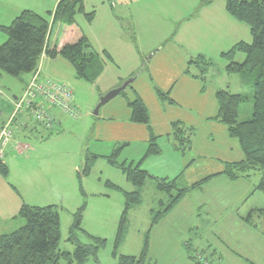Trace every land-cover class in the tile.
Instances as JSON below:
<instances>
[{
  "label": "crops",
  "instance_id": "0c3cea01",
  "mask_svg": "<svg viewBox=\"0 0 264 264\" xmlns=\"http://www.w3.org/2000/svg\"><path fill=\"white\" fill-rule=\"evenodd\" d=\"M58 1L55 0L51 13ZM84 5L86 11L95 12V17L90 23L83 20L80 27L92 49L100 55L103 64V71L95 82L99 91L98 98L123 82L133 79L120 96L99 110L100 115L93 125L92 134L96 143L104 149L107 146L101 142L126 144L117 158L118 164L132 167L140 165V169L152 177L167 181L177 179L178 184L181 178L185 183L179 185L180 188L207 180L200 188L190 193L201 190L212 181L226 178L223 175L225 164L244 160L238 141L230 138L227 128L215 121L219 110L216 93L220 90L230 93L229 86L224 83L225 87H218L211 83L207 78L208 70L200 75V67L192 62L203 58L211 63L208 56L219 55L221 58V54L235 44L248 42L247 26L226 12L223 0H93L92 3L84 0ZM26 10L31 11L23 9ZM51 21L52 16L49 26L53 30L56 25L57 29L54 36L51 31L48 49L55 45L61 30L59 24L52 25ZM103 51L110 55L112 62L107 60ZM150 54L153 56L146 62L145 58ZM62 61L65 60L59 56L51 59L42 54L32 74L21 75L13 81L7 80L0 72V129L11 115L12 101L22 96L35 72H39L43 78L66 85L68 83L63 80L64 77L59 71L69 73L72 69L74 77L77 78L74 69ZM194 68L198 72H193ZM113 72L125 73L121 75ZM24 77H28L25 78L24 88L14 94L12 88H15V82ZM236 88H239V85ZM156 90L165 94L167 99L160 100ZM136 97L141 99L148 111L149 126L161 151L158 156L148 157L142 162L148 148L149 132L146 126L130 122L131 112L127 106V102L134 101ZM50 111L56 120V127L52 131H57L63 125H68L69 121H73L57 110ZM174 123L194 130L192 146L186 156L174 151L171 146L169 139ZM52 131H47L28 120L25 114L15 123L13 141L4 148L1 159L8 168V175H0V230L2 226L18 219L22 204H32L30 202L35 198L34 189H38L35 183L38 177L30 160L37 157L35 153L39 150H36V147L44 140L40 139L42 134ZM130 148L133 149L132 154H129ZM92 154L99 159L110 156V153ZM153 184L156 191L155 182ZM158 194L160 196L154 202V208L159 200L165 198L163 194ZM140 205L130 211V218L128 216L127 233L119 248L121 250L125 247V252H131L128 249L129 239L132 237V217ZM154 208L148 211L149 220L144 225L135 227L139 237L135 241V250L139 252L146 235L149 236V253L160 246L153 230L173 211L167 213L158 224L152 225L151 210ZM252 219L253 215L250 220ZM80 226L87 234L102 238L101 234L88 231L83 221ZM111 227L114 232L113 221ZM66 241L69 242L68 238ZM181 248L180 244V251Z\"/></svg>",
  "mask_w": 264,
  "mask_h": 264
},
{
  "label": "rangeland",
  "instance_id": "374dc122",
  "mask_svg": "<svg viewBox=\"0 0 264 264\" xmlns=\"http://www.w3.org/2000/svg\"><path fill=\"white\" fill-rule=\"evenodd\" d=\"M89 1L92 3L93 0ZM54 3L55 0H0V27L8 26L12 17L19 15L23 9H30L50 21L49 13L53 10ZM76 20L80 25L84 19L77 16ZM56 29L54 25L52 36L55 35ZM246 30V43L249 44L252 39L249 36V28ZM6 39V35L0 31V44ZM209 57L211 67L208 68L207 78L218 87H225L224 83H227L230 93L247 97V101L239 107L238 120L249 119L253 105L251 88L241 87L238 75L225 73L227 62L219 55L208 56V59ZM244 59L245 56L239 53L234 61L242 63ZM62 62L67 64L66 61ZM192 71L198 72L195 68ZM113 73L122 75L125 72ZM59 74L64 77L63 80L74 93L75 102L81 112L78 119H81H73L57 131L42 134L40 139L44 140L36 147V150H39L35 153L37 157L30 160L38 177L35 181L38 189H34L35 198L29 206L57 208L61 217L59 250L67 252L74 249V245L66 241L70 236L72 215L84 207V227L91 233L101 234L102 239L106 240V246L98 252L97 259L90 258L85 264H118L117 259L112 257V252L116 221H119L124 199L120 192L106 186V183L115 184L127 192L133 191V187L126 182L120 170L111 167L104 159H98L94 163L88 176L78 178V174L86 154H111L115 147L122 144L113 141L101 142L107 146L104 149L96 143L92 135L93 125L100 115H92L99 100L97 85L75 78L72 69L69 73L59 71ZM3 76L7 80H17L5 74ZM25 78L28 77L15 82V88H12L14 94L24 88ZM238 85L239 88H236ZM132 153L133 149L129 150V154ZM262 177V171H254L250 173L248 180L240 179L235 183L227 181L226 178L218 179L201 190L186 195L185 199L174 207L169 217L165 221L163 219L161 225L153 230L160 246L149 253L148 264H247L245 260L253 264H264V217L254 214L251 222H246L250 211L264 210V194L255 190ZM180 179L181 186L185 182ZM141 196V205L136 208L132 217V237L129 239L128 249L131 252H125L124 247L118 249V255L138 256L140 253L135 250V241L139 238L135 227L144 225L149 220L148 211L155 207L154 202L160 195L155 191L153 182L148 181L141 191ZM23 225L24 221L18 218L2 226L0 234L13 232ZM75 239L80 243H89V239L81 233H76ZM166 247L172 249L168 250Z\"/></svg>",
  "mask_w": 264,
  "mask_h": 264
},
{
  "label": "trees",
  "instance_id": "16d2710c",
  "mask_svg": "<svg viewBox=\"0 0 264 264\" xmlns=\"http://www.w3.org/2000/svg\"><path fill=\"white\" fill-rule=\"evenodd\" d=\"M223 1L226 12L249 28L252 39L249 44L237 43L221 54V58L227 62L224 70L228 75H238L242 87L251 88L253 93L252 114L245 121H239L238 117L239 107L247 101V97L223 90L216 93L219 110L215 121L223 124L227 128L229 137L238 141L244 156L242 162L225 164L223 175L230 181H237L240 178H249L251 172L262 171L263 177L255 190L264 194V0ZM49 16H52V25L61 26L55 45L49 49L47 43L52 31L50 22L31 11H22L8 26L0 27V31L7 38L0 44V72L13 78L32 74L38 66L40 56L45 52L51 59L57 56L64 59L74 69L79 80L95 83L103 71V64L100 55L92 49L76 20L77 16H82L86 23H90L95 17V12L86 11L84 0H59ZM103 53L107 60L112 62L110 55L105 51ZM239 53L245 56L242 63L234 61ZM192 63L200 67V75L211 67V63L203 58H198ZM155 92L160 100L167 99L159 90ZM127 106L131 112L130 122L146 126L149 132L148 148L141 162L148 157L158 156L161 151L150 129L148 111L144 103L136 97L134 101H128ZM14 125L15 123L12 126L11 142ZM171 127L172 133L169 139L171 146L174 151L184 156L191 149L194 130L180 123H174ZM125 146L126 144H122L115 147L110 156L102 158L111 167L120 170L126 182L133 187V191L127 192L115 184L106 183V186L120 192L124 199L117 223L112 257L117 259L118 264H148L150 261L148 235L144 238L138 256H123L118 255L117 252L127 233L129 213L142 202L141 191L145 183L155 182L156 192L165 196L164 200H159L156 208L151 210V224L156 225L190 191L200 188L207 180L180 188L177 179L167 181L154 178L141 170L140 165L132 167L118 164L117 158ZM98 159L96 156L86 154L78 178L88 176ZM0 175L3 177L8 175V168L1 160ZM83 211L84 207H81L72 215L73 223L69 230L68 241L74 245V249L72 252H67L59 250L61 227L57 208L22 204L17 218L22 219L24 225L13 232L0 235V264H85L90 258L97 259L98 252L106 246V240L91 236L81 228ZM254 214L264 217V210H252L246 221L250 222ZM76 233L84 234L89 239V243L77 241ZM186 246L189 248L188 245ZM245 262L253 264L248 260Z\"/></svg>",
  "mask_w": 264,
  "mask_h": 264
},
{
  "label": "built area",
  "instance_id": "2783aa9c",
  "mask_svg": "<svg viewBox=\"0 0 264 264\" xmlns=\"http://www.w3.org/2000/svg\"><path fill=\"white\" fill-rule=\"evenodd\" d=\"M50 110H57L71 119H78L81 115L75 104L73 91L68 85L43 78L39 72H35L22 96L12 101L11 115L0 130V160L4 148L12 140V126L19 122L23 114L43 129L54 130L56 120Z\"/></svg>",
  "mask_w": 264,
  "mask_h": 264
},
{
  "label": "water",
  "instance_id": "95a60500",
  "mask_svg": "<svg viewBox=\"0 0 264 264\" xmlns=\"http://www.w3.org/2000/svg\"><path fill=\"white\" fill-rule=\"evenodd\" d=\"M153 54H150L145 61L148 62ZM133 82V79L127 80L123 82L119 87L107 92L106 94L99 97L96 107L94 108L92 115L97 117L99 110L106 105L108 102L112 101L114 98L120 96L124 90Z\"/></svg>",
  "mask_w": 264,
  "mask_h": 264
}]
</instances>
